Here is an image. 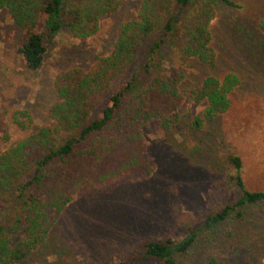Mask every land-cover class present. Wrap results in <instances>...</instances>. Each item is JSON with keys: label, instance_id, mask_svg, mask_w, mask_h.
Segmentation results:
<instances>
[{"label": "rangeland", "instance_id": "obj_1", "mask_svg": "<svg viewBox=\"0 0 264 264\" xmlns=\"http://www.w3.org/2000/svg\"><path fill=\"white\" fill-rule=\"evenodd\" d=\"M232 1L237 7L214 4L208 25L212 63L184 55L177 43L161 44L148 58L150 46L162 37L157 30L141 41L131 67L111 85L112 92L123 88L137 66L145 68L144 63L149 65L146 78L158 70L181 76L182 102L142 127L145 155L153 170L147 176H125L71 200L44 244L18 264H119L132 256L137 259L129 264H160L143 257L145 244L167 238L178 241L186 235L174 225L171 202L178 201L200 226L210 213L213 188L219 187L229 201L239 198L231 156L240 159L246 188L264 190V0ZM139 2L126 1L103 15L87 38H77L62 27L36 70L27 68L18 51L23 30L6 8H0V154L38 128L54 126L49 109L58 100L56 79L73 68L86 71L98 56L109 55L120 25L138 18ZM35 29H42V19ZM137 74L144 80L141 71ZM229 74L238 82L227 93V109L203 118L206 101L191 100V91L206 77L221 83ZM197 117L202 119L200 127L193 125ZM66 136L61 133L59 138ZM7 207L11 213L12 207ZM243 212L242 219L229 216L198 234L187 253L174 255L177 264H264V200L244 206Z\"/></svg>", "mask_w": 264, "mask_h": 264}, {"label": "trees", "instance_id": "obj_2", "mask_svg": "<svg viewBox=\"0 0 264 264\" xmlns=\"http://www.w3.org/2000/svg\"><path fill=\"white\" fill-rule=\"evenodd\" d=\"M126 1L0 0V8H6L23 30L18 51L27 68L36 70L51 38L62 27L77 38H87L103 15L115 12ZM217 2L237 7L232 0H140L138 18L120 25L109 55L98 56L86 71L73 68L56 79L58 100L49 109L54 126L38 128L0 154V264H18L43 245L66 204L80 194L125 176H147L153 170L145 155L142 127L182 102L178 90L181 76L158 70L146 78L149 65L144 63L145 68L137 66L123 88L112 92L111 85L131 67L141 41L157 30L162 31V37L150 46L148 58L154 57L161 44L177 43L184 55L212 63L215 54L209 45L208 25ZM40 19L42 29L37 31ZM138 71L144 80L139 79ZM136 80L140 82L133 83ZM237 82L233 74L221 83L209 76L189 98L206 101L203 118L209 119L227 109V93ZM201 123L199 117L193 121L194 127ZM61 133L67 134L62 140ZM230 160L236 170L233 179L239 198L229 201L219 187L213 188L210 213L200 226L178 201L171 202L174 225L186 235L178 241H149L143 257L177 264L174 255L187 253L198 234L229 216L242 219L244 206L264 200V190L246 188L239 157ZM7 206L12 207L11 213ZM136 259L126 257L119 264Z\"/></svg>", "mask_w": 264, "mask_h": 264}]
</instances>
